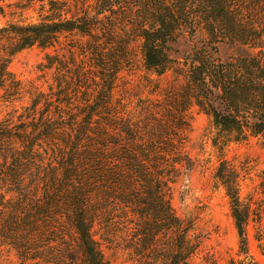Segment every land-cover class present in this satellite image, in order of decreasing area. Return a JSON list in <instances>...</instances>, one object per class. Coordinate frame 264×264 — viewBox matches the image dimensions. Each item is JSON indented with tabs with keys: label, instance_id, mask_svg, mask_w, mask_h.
<instances>
[{
	"label": "trees",
	"instance_id": "1",
	"mask_svg": "<svg viewBox=\"0 0 264 264\" xmlns=\"http://www.w3.org/2000/svg\"><path fill=\"white\" fill-rule=\"evenodd\" d=\"M67 3L49 0L38 21L0 26V115L10 105L0 117V237L20 264H114L104 249L120 248L119 232L130 236L129 264L155 250L157 264H183L195 247L170 197L190 161L185 115L198 106L227 141L264 138V0ZM183 33L202 38L178 62L172 44ZM68 36L79 38L70 62L45 57L58 92L27 87L9 69L18 51ZM221 43L254 51L222 60ZM136 44L147 72L175 74L160 89L159 112L134 114L117 96ZM69 64L79 68L66 80L71 92L62 75ZM217 177L245 245L249 213L236 180L222 166Z\"/></svg>",
	"mask_w": 264,
	"mask_h": 264
},
{
	"label": "rangeland",
	"instance_id": "2",
	"mask_svg": "<svg viewBox=\"0 0 264 264\" xmlns=\"http://www.w3.org/2000/svg\"><path fill=\"white\" fill-rule=\"evenodd\" d=\"M56 1L68 2V5H82L84 2ZM48 2L49 0H0V26L9 22H36L48 14ZM201 38L200 34L191 38L183 33L172 44L171 56L182 62ZM77 39L79 38L68 36L54 47L33 45L20 50L12 57L9 69L27 87L33 84L47 93L58 92L57 72L55 67H45L46 54L59 56L70 62V48L77 44ZM253 51L241 44L218 45V55L222 60L251 54ZM134 53L135 65L131 70H124L118 78L117 96L123 98L134 114L140 115L146 108L159 112L163 107L160 103V89L176 83L175 74L169 71L159 77L147 72L137 44L134 46ZM77 59L82 60V57L79 55ZM78 70L77 66L69 64L62 72L64 87L70 92L75 85H68L66 80L71 81V77L77 80ZM83 92L81 89V94ZM81 94L80 97L84 96ZM28 103L26 94L20 105ZM9 109L10 105L4 104L0 117L6 116ZM185 118L189 124V129L185 132L188 137L186 151L190 161L181 168V175L172 184L170 197L171 205L188 229L187 237L195 247L183 264H264V138L261 135H250L245 140L227 141L225 133L215 128L210 117L196 105L188 108ZM221 166L224 173H231L235 178L242 207L249 213L245 245L238 235L231 199L217 177V170ZM119 236L117 241L120 248L116 252L105 248V254L114 264H129L133 262V257L126 249L130 236L122 232H119ZM4 240L0 237V264H20L15 249ZM153 252L154 255L142 257L137 263L157 264V251Z\"/></svg>",
	"mask_w": 264,
	"mask_h": 264
}]
</instances>
